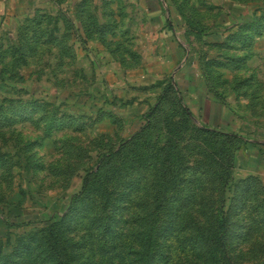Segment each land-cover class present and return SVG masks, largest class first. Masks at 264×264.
<instances>
[{"label":"rangeland","instance_id":"obj_1","mask_svg":"<svg viewBox=\"0 0 264 264\" xmlns=\"http://www.w3.org/2000/svg\"><path fill=\"white\" fill-rule=\"evenodd\" d=\"M0 264H264V0H0Z\"/></svg>","mask_w":264,"mask_h":264},{"label":"crops","instance_id":"obj_2","mask_svg":"<svg viewBox=\"0 0 264 264\" xmlns=\"http://www.w3.org/2000/svg\"><path fill=\"white\" fill-rule=\"evenodd\" d=\"M149 5L150 12H152L150 17L151 26L154 30L153 33L156 35V49L153 53L154 57L152 61L157 64L156 67L158 69L167 70L173 67L175 63L177 64L179 61H183V57L181 51L175 48L174 45L171 44L170 39L167 38L171 33L166 29V19L163 18V15L157 10V5L155 3H149ZM152 8H155V10L152 11Z\"/></svg>","mask_w":264,"mask_h":264}]
</instances>
